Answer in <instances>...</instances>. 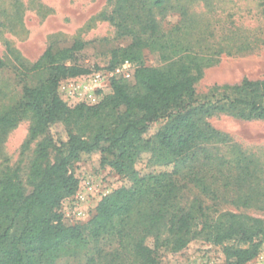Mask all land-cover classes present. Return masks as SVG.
Here are the masks:
<instances>
[{"label":"rangeland","instance_id":"rangeland-1","mask_svg":"<svg viewBox=\"0 0 264 264\" xmlns=\"http://www.w3.org/2000/svg\"><path fill=\"white\" fill-rule=\"evenodd\" d=\"M118 2L0 0V176L17 177L26 185L33 152L43 135L30 133L34 115L20 105L22 88L35 86L47 77L46 70L31 72L28 67L48 45L59 51L70 48L75 41L82 43L64 63L90 71L69 77L72 79L110 70L125 61L133 71L144 64L169 68L172 73L184 63L190 67V73H195L196 65L201 68L194 85L200 99L223 95L248 97L264 108V93L253 92L241 84L245 79L264 80V0H164L161 6L154 5L152 0H125L120 10L116 8ZM120 24L140 33L149 45L141 47L135 59H119L109 68L113 56L119 57L120 49L132 42V35L118 33ZM131 78H125L129 84ZM63 101L69 107L79 104ZM123 112L124 107H120L114 114ZM5 115L13 119V125L1 120ZM208 121L226 135L224 142L206 147L216 156L214 164L223 179L217 189L219 196L199 194L188 183L179 189L168 209L170 212L182 207L190 209L194 215L192 233L179 250L160 247L155 253V264H224L222 247L198 233L202 225L225 219L227 213L256 217L264 224V120L255 118L249 107L237 106L217 111ZM156 127L152 126L151 132ZM56 158L50 150L46 161ZM102 158L111 160L113 154L97 150L69 167V173L78 179V187L74 194L61 200L57 209L64 225L82 228V238L65 245L55 264H86L91 256L106 263L116 251L120 253V264H128L132 258L133 240L120 239L113 227L117 219L126 227L128 215L108 221L98 236L90 231L98 202L127 183V176L102 163ZM206 162L212 163L207 159ZM133 169L141 177L170 172L172 166L154 167L143 159L135 162ZM224 180L228 183L226 187ZM152 185L151 180L144 182V188ZM145 205L144 199L140 200L128 213V222L140 224L138 229L146 222L140 215ZM130 234L135 236L133 232ZM160 235L161 239L168 235L166 228H161ZM223 244L245 247L233 239ZM245 264H264V243L259 253Z\"/></svg>","mask_w":264,"mask_h":264},{"label":"trees","instance_id":"trees-1","mask_svg":"<svg viewBox=\"0 0 264 264\" xmlns=\"http://www.w3.org/2000/svg\"><path fill=\"white\" fill-rule=\"evenodd\" d=\"M161 6L164 0H152ZM120 0L117 9H122ZM119 26L120 35H132V42L121 48V55L113 56L109 68L119 59H135V53L149 43L140 33ZM144 29V27H143ZM143 32V31H140ZM82 47L75 41L70 48L53 51L45 47L41 55L28 67L31 72L47 71V77L35 86L24 85L20 105L34 115L32 135L42 133L33 152L26 185L17 177L0 176V264H55L62 248L82 238L79 225H64L58 206L64 197L71 196L78 187V179L69 173L70 165L83 156L100 150L113 154V159L102 158L118 174L127 176V183L103 197L95 208L91 234L98 236L108 221L128 215L134 205L147 203L140 215L145 225H123L118 219L113 224L119 238L133 240L128 264H155V253L163 246L179 250L188 242L194 215L188 208L170 212L172 199L184 184H191L199 194L217 198L223 182L214 153L207 145L224 142L226 135L210 124L208 118L217 111L247 106L254 117L264 120V108L251 98L197 97L195 83L201 68L195 73L184 63L176 73L167 69L139 64L132 84L126 79H113L110 91L95 105L84 103L69 107L58 94L62 79L86 74L90 70L76 64H65L73 51ZM116 52V51H115ZM243 87L264 93V80L245 79ZM124 107L122 115L114 111ZM8 125L13 119L1 118ZM157 125L151 132V127ZM103 144H106L105 146ZM55 161H46L49 151ZM203 152V153H202ZM145 159L151 166H172L170 172L160 171L139 177L133 169L135 162ZM211 160L212 163H207ZM146 180L152 186L144 188ZM224 180V187L227 186ZM145 193L146 197L142 196ZM236 203L235 199H231ZM129 213V214H128ZM117 222V223H116ZM138 223V222H137ZM128 227V228H127ZM168 235L161 239L160 230ZM138 229V233H137ZM135 233L133 237L130 233ZM214 245L222 247L224 264H245L252 260L264 243V224L256 217L227 213L225 219H215L202 225L198 232ZM239 245H224L228 240ZM120 253L101 263L91 256L86 264H116ZM122 264V263H121Z\"/></svg>","mask_w":264,"mask_h":264},{"label":"built area","instance_id":"built-area-1","mask_svg":"<svg viewBox=\"0 0 264 264\" xmlns=\"http://www.w3.org/2000/svg\"><path fill=\"white\" fill-rule=\"evenodd\" d=\"M133 72L131 64L125 61L110 70L93 72L74 79L65 78L59 82L58 94L66 102L95 105L107 94L113 79L131 78Z\"/></svg>","mask_w":264,"mask_h":264}]
</instances>
